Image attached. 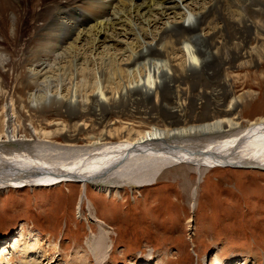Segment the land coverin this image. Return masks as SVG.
<instances>
[{"label": "bare ground", "instance_id": "6f19581e", "mask_svg": "<svg viewBox=\"0 0 264 264\" xmlns=\"http://www.w3.org/2000/svg\"><path fill=\"white\" fill-rule=\"evenodd\" d=\"M24 12L31 23L26 28ZM263 61L264 0H0L6 134L0 142L22 140L11 125L17 114L26 120L70 114V123L51 119L42 126L62 133L68 144L60 149L75 154L67 163L49 161L57 163L51 166L18 157L27 169H0V188L72 181L111 194L125 184H154L165 169L183 162L198 172L218 166L264 170V116L243 124L240 108L248 91L237 96L228 72ZM196 78L217 79L208 97H190L187 81ZM218 88L230 95L225 118L210 110L206 122L153 125L112 141L105 118L110 110L165 104L170 92L182 109L192 101L208 106ZM96 124L104 129L94 135L90 128ZM82 139L87 144L77 146ZM106 227L101 222L95 242L103 246V260Z\"/></svg>", "mask_w": 264, "mask_h": 264}, {"label": "rangeland", "instance_id": "374dc122", "mask_svg": "<svg viewBox=\"0 0 264 264\" xmlns=\"http://www.w3.org/2000/svg\"><path fill=\"white\" fill-rule=\"evenodd\" d=\"M228 72L237 96L248 91L240 108L248 126L264 116V61ZM216 80L190 79V97H208ZM173 96L170 92L165 104L140 106L137 111L110 110L105 118L115 134L112 141L153 125L206 122L210 110L223 119L230 111V95L224 89L216 91L213 100L209 97L208 106L192 101L182 109L172 103ZM4 105H0V135L6 140ZM69 117L47 113L26 120L15 115L11 125L22 140L0 142V169H27L19 158L49 164L44 166L56 165L49 162L53 160H72L73 152L63 153L68 142L62 133L42 126L51 119L70 123ZM90 129L95 135L104 127L96 124ZM83 144L87 142L82 139L77 146ZM156 181L140 189L125 184L111 194L96 192L90 185L83 190L81 183L72 181L0 188V264H264L263 169L218 166L198 172L192 163L183 162L165 169ZM100 221L107 224L105 260L99 257L103 246L95 243Z\"/></svg>", "mask_w": 264, "mask_h": 264}]
</instances>
